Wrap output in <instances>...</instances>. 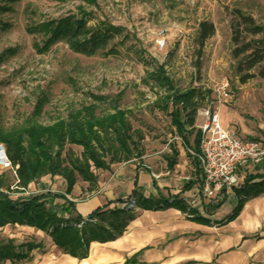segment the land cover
I'll use <instances>...</instances> for the list:
<instances>
[{"label":"rangeland","instance_id":"rangeland-1","mask_svg":"<svg viewBox=\"0 0 264 264\" xmlns=\"http://www.w3.org/2000/svg\"><path fill=\"white\" fill-rule=\"evenodd\" d=\"M0 8V117L6 129L32 119L46 131H54L70 116L90 107L102 120L121 110L143 137L139 144L142 156L133 158L131 164L150 166L148 161L171 155L172 146L183 150L182 162H192L180 138L174 136L171 108L163 110L164 101L159 100L164 90L150 79L163 65L180 91H211L200 111L218 113L245 139H264V78L240 82L231 40L235 10L264 25V0H0ZM83 12L92 16L90 27L103 22L121 31L94 56L74 53L63 41L46 49V36L30 31L49 21L80 17ZM206 21L214 24L215 34L201 46L199 26ZM160 39L166 41L163 50L157 46ZM251 73L256 75L257 70ZM226 83L228 88L223 90ZM69 150L77 156L83 152L81 147L67 144L63 157ZM17 168L13 165V170L0 171L13 200L23 189L16 185ZM250 169H242L244 177ZM205 199L215 204L220 197ZM229 199L221 211L224 217L233 213L235 202ZM247 221L249 228L244 234L264 235V218L256 222L253 232L251 219ZM20 227H4L0 240L13 239L17 245L36 241Z\"/></svg>","mask_w":264,"mask_h":264},{"label":"trees","instance_id":"trees-1","mask_svg":"<svg viewBox=\"0 0 264 264\" xmlns=\"http://www.w3.org/2000/svg\"><path fill=\"white\" fill-rule=\"evenodd\" d=\"M90 20L91 14L83 12L80 17L68 16L49 21L30 31L46 36L43 44L46 49L63 41L72 52L90 57L104 50L112 39L121 34L118 28L103 22L90 27ZM214 34V24L202 22L198 33L199 44L204 46ZM231 35L232 57L240 82L246 84L257 76L264 78V25L258 24L251 15L237 9L231 23ZM2 62L3 56H0V65ZM254 70H257L256 75L251 73ZM150 79L165 92L159 100L164 101L163 110L168 111L171 108L169 114L174 136L181 139L186 150L199 152L202 133L195 126L196 118L198 110L207 97H210L211 91L204 93L201 88L180 91L166 74L163 65L150 74ZM40 107L39 105L38 111ZM142 139L140 133L133 130L127 112L121 110H116L102 120L94 114V107H90L83 113L70 116L54 131H46L32 119L23 126L6 129L0 117V143L4 144L12 164L18 167L17 187L23 189L46 176L62 177L66 182L68 195L77 184L78 177L94 186L98 181L96 171H109L114 164L129 162L136 156L141 157L139 144ZM67 144L81 147L82 154L77 156L69 150L63 157ZM171 152L166 158L168 168L172 170L178 163L179 151L172 146ZM108 156L109 161L106 159ZM194 164L199 174L201 170L195 158ZM9 188L6 178L0 176V230L8 225L35 228L47 233L63 254L80 260L88 257L92 242L117 239L137 217L133 209L104 208L84 219L76 213L74 203L63 194L46 193L29 200H13ZM226 191H222L218 202L205 207L209 215L226 202ZM232 191L237 205L234 212L221 224L234 221L247 202L264 195V172L247 173L242 184L232 188ZM57 199L64 203L59 205L55 202ZM175 202V207L184 213L189 212L193 220L211 224L210 219L198 215L196 210L188 211L187 205L182 201ZM137 206L142 209H159L165 205H152L151 200L140 198ZM253 238L260 237L254 235ZM36 248L38 246L34 243L17 245L14 240H0V264L26 260L29 253Z\"/></svg>","mask_w":264,"mask_h":264},{"label":"crops","instance_id":"crops-1","mask_svg":"<svg viewBox=\"0 0 264 264\" xmlns=\"http://www.w3.org/2000/svg\"><path fill=\"white\" fill-rule=\"evenodd\" d=\"M204 111L198 110L195 125L197 129L206 120ZM200 118L202 123L199 122ZM221 123L238 133L236 128L226 125L225 120L221 119ZM238 135L244 138L239 133ZM179 140L181 141V139ZM260 140L264 141V139ZM177 150L179 151L178 163L172 170L168 168L166 156L161 161H148L150 166L147 164L135 166L129 161L118 167L112 166L109 171H96L98 176L96 185L91 186L78 179L69 195L66 194L65 180L59 176H46L36 183L29 184L27 189H19L20 192L15 194L19 200H29L46 193L63 194L74 203L76 213L84 219H87L98 209L126 208V204L132 197H136L137 201L140 198L149 199L152 205L165 206L159 209H142L137 206L134 210L137 217L128 224L125 232L113 241L92 242L89 255L83 260L63 254L53 244L47 233L35 228L15 225V227L30 232L36 240L31 243L36 244L38 248L30 252L26 260L14 263L264 264V235H259L260 238L256 239L253 236L258 234H244L249 228L248 218L252 222L250 227L252 232L258 227L256 222L263 220L264 195L247 202L234 221L221 224L229 216L224 217L225 215L221 212L226 202L230 200L229 198L231 197L235 202L231 206L233 212L237 205L234 192L232 189L227 190L226 202L212 215H209L205 207L210 205V201L205 199L208 196L202 192V173L198 174L194 158L190 154L193 161L182 162L183 150L178 148ZM246 167H251L247 173L264 172V162L256 167L246 165L238 170L242 179L244 178L242 169ZM151 168H155L156 172ZM153 174L158 178H154ZM57 201H59V205L64 203L61 199H57ZM174 201H182L187 205L188 211L196 210L198 215L210 219L211 224L206 225L193 220V216L189 215V212L184 213L175 207ZM255 201L256 203H254ZM253 203L254 205H252ZM215 213L217 214L214 218ZM242 215L243 221H237ZM244 217L247 218L244 219ZM253 223L255 224L253 225ZM10 263L6 262L5 264Z\"/></svg>","mask_w":264,"mask_h":264},{"label":"built area","instance_id":"built-area-1","mask_svg":"<svg viewBox=\"0 0 264 264\" xmlns=\"http://www.w3.org/2000/svg\"><path fill=\"white\" fill-rule=\"evenodd\" d=\"M160 50L166 47L165 39L157 41ZM228 83L223 87L227 90ZM205 122L199 127L202 137L200 151L187 152L196 159L202 173V192L211 197H220L223 190L239 187L243 179L238 170L246 165L256 167L264 162V141L241 138L235 130L221 123L218 113H203ZM13 170L4 144L0 143V171ZM154 178H158L153 174ZM211 203V202H210ZM137 199L132 197L126 209H136ZM11 264V263H10Z\"/></svg>","mask_w":264,"mask_h":264}]
</instances>
